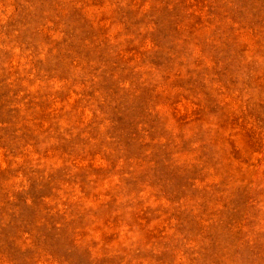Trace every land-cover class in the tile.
<instances>
[{"label": "rangeland", "instance_id": "rangeland-1", "mask_svg": "<svg viewBox=\"0 0 264 264\" xmlns=\"http://www.w3.org/2000/svg\"><path fill=\"white\" fill-rule=\"evenodd\" d=\"M0 264H264V0H0Z\"/></svg>", "mask_w": 264, "mask_h": 264}]
</instances>
